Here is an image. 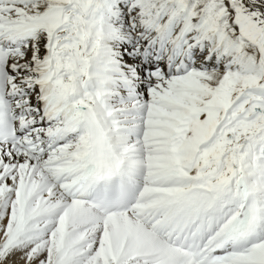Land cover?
Returning a JSON list of instances; mask_svg holds the SVG:
<instances>
[{
  "label": "snow or ice",
  "instance_id": "snow-or-ice-1",
  "mask_svg": "<svg viewBox=\"0 0 264 264\" xmlns=\"http://www.w3.org/2000/svg\"><path fill=\"white\" fill-rule=\"evenodd\" d=\"M0 264H264V0H0Z\"/></svg>",
  "mask_w": 264,
  "mask_h": 264
}]
</instances>
